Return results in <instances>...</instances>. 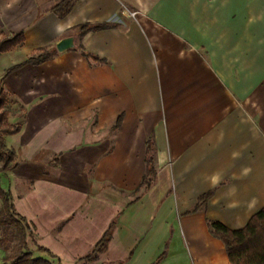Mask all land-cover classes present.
<instances>
[{
    "label": "crops",
    "instance_id": "obj_1",
    "mask_svg": "<svg viewBox=\"0 0 264 264\" xmlns=\"http://www.w3.org/2000/svg\"><path fill=\"white\" fill-rule=\"evenodd\" d=\"M56 3L0 0V38L24 34L0 55V81L55 49L2 80L20 131L4 137L16 167L0 186L37 245L76 264L115 220L92 264L164 251L159 264H230L208 223L236 231L264 208V0H78L62 19ZM82 24L109 27L80 36Z\"/></svg>",
    "mask_w": 264,
    "mask_h": 264
},
{
    "label": "trees",
    "instance_id": "obj_2",
    "mask_svg": "<svg viewBox=\"0 0 264 264\" xmlns=\"http://www.w3.org/2000/svg\"><path fill=\"white\" fill-rule=\"evenodd\" d=\"M57 3L50 9L57 18H64L72 9L78 0H56ZM108 24H82L74 29L77 30L80 36L88 32H96L108 28ZM24 45L23 32L13 34L10 37L0 38V55L11 52ZM55 49L39 48L33 50L31 56L24 63L8 69L3 79L12 71L20 68L24 64L32 63L39 64L48 60ZM83 55L96 62L101 60L90 53L82 52ZM2 79V80H3ZM2 80L0 81V173H5L13 170L16 167L15 153L7 148L4 142V137L14 136L20 131L19 126H9L7 119L11 114L8 108L7 96L2 88ZM119 120L116 125L112 127L115 130L119 126ZM146 170L142 179L141 188L147 191L155 176V169L153 166L154 148L151 140L147 142L146 148ZM209 192L198 199L197 208L203 207L206 201L211 197ZM0 227L5 230L14 229L19 237L18 246L14 252L3 258V264H52L49 260L42 257L31 258L30 253L25 252L27 248L26 238H34L31 225L20 217L14 208L12 196L8 191H4L0 186ZM116 221L113 220L102 237L93 246L91 251L79 261L85 263H92L107 251L108 244L112 238V233ZM210 232L220 239L225 246L226 253L230 264H264V208L254 214L247 224L236 231L228 230L226 227L218 222L211 221L208 223ZM39 253L45 254L51 260H57L56 264H60L58 259L46 248L35 245ZM166 256L164 251L153 264H159Z\"/></svg>",
    "mask_w": 264,
    "mask_h": 264
},
{
    "label": "rangeland",
    "instance_id": "obj_3",
    "mask_svg": "<svg viewBox=\"0 0 264 264\" xmlns=\"http://www.w3.org/2000/svg\"><path fill=\"white\" fill-rule=\"evenodd\" d=\"M3 34V32H2ZM8 108L12 111L11 113H14V115L17 114L18 110L16 107V104L12 101L8 103ZM8 125L14 126L16 124H10L9 121H7ZM2 179V173H0V180ZM0 209H1V202H0ZM30 225V224H29ZM19 237L16 234L14 229L5 230L4 228L0 227V264H3V258L7 255H10L14 252V249L18 246ZM27 248L25 252L30 253L31 258H39L42 257L44 259L49 260L52 264H56V260L49 259L46 255L40 254L36 250V239L34 238H26ZM93 263V262H92ZM92 263H85L83 261H79L76 264H92Z\"/></svg>",
    "mask_w": 264,
    "mask_h": 264
},
{
    "label": "water",
    "instance_id": "obj_4",
    "mask_svg": "<svg viewBox=\"0 0 264 264\" xmlns=\"http://www.w3.org/2000/svg\"><path fill=\"white\" fill-rule=\"evenodd\" d=\"M73 46V40L72 38H64L62 39L61 41H59L57 44H56V50L58 52H63V51H66L70 48H72Z\"/></svg>",
    "mask_w": 264,
    "mask_h": 264
},
{
    "label": "built area",
    "instance_id": "obj_5",
    "mask_svg": "<svg viewBox=\"0 0 264 264\" xmlns=\"http://www.w3.org/2000/svg\"><path fill=\"white\" fill-rule=\"evenodd\" d=\"M130 16H131V17H134V16H135V13H130Z\"/></svg>",
    "mask_w": 264,
    "mask_h": 264
}]
</instances>
